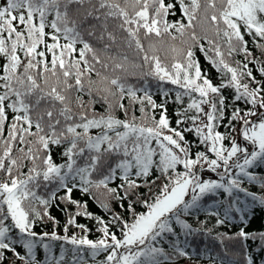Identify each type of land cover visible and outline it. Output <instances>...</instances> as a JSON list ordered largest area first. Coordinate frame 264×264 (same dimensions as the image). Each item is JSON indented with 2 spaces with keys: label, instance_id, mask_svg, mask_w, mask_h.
Wrapping results in <instances>:
<instances>
[{
  "label": "snow or ice",
  "instance_id": "obj_1",
  "mask_svg": "<svg viewBox=\"0 0 264 264\" xmlns=\"http://www.w3.org/2000/svg\"><path fill=\"white\" fill-rule=\"evenodd\" d=\"M177 5L181 17L172 22ZM197 52L219 83L202 70ZM129 68L175 86L181 105L175 126L166 102L127 83ZM258 165H264V0H0V264L6 252L38 264L33 250L45 238L71 244V264H88L85 252L94 264H180L192 259L187 238L197 233L232 243V258L219 264H256L250 249L264 253V231L245 230L246 209L234 208L233 197L244 193L264 206V196L243 186L246 178L264 189V176L250 172ZM205 172L218 179H204ZM218 191L227 201L223 216L208 212L213 228L182 218ZM74 192L108 219L89 212ZM57 200L68 212L65 235L38 234L37 221L54 220L48 209ZM233 211L239 230L214 233ZM80 216L95 221L97 239L88 238ZM70 228L81 234L69 236ZM13 230L26 256L16 251ZM48 264H67L64 252Z\"/></svg>",
  "mask_w": 264,
  "mask_h": 264
},
{
  "label": "trees",
  "instance_id": "obj_2",
  "mask_svg": "<svg viewBox=\"0 0 264 264\" xmlns=\"http://www.w3.org/2000/svg\"><path fill=\"white\" fill-rule=\"evenodd\" d=\"M181 17V13L179 11V6L177 5V10L174 16H169V20L172 22H175L179 20ZM246 39H249L247 36ZM249 47L252 48L251 42L249 43ZM115 52V49L113 50ZM127 51V54L129 56L130 62H136L139 63L138 58L136 57L135 53L133 51ZM255 51V50H254ZM161 58H164V53H160ZM256 55H259L258 52H256ZM197 56L200 60L202 70L204 72H207L214 80V83L220 82V76L216 72V70L208 63V61L205 59L202 53L197 52ZM235 59H243L242 56H237ZM249 67H252L254 69V74L257 75L259 78V73L256 72V67L254 65H249ZM140 69H133L129 68V75L127 77V83L130 85L135 86L137 89H139L138 95H143L144 90L147 89L149 94L152 95L153 99L156 101L157 104H162L166 102V107L168 109V114L170 119L173 122V126H175V112L178 108L181 107V105L175 103V92L177 89L175 86L171 84H158V82L152 78H141L140 76ZM132 73H135L133 75ZM167 90L169 91V96L167 98L164 97L163 92ZM229 90H225V95H228ZM87 99V97H85ZM125 103L127 104L128 101L126 100ZM185 103H187V98H185ZM243 107V104L240 105ZM136 115L139 117V105H136ZM231 110V106H229V111ZM160 111V109H157V113ZM228 121L225 119L223 122L224 125H227ZM220 132H226L227 129L225 126H221L218 128ZM188 139L190 141H193L195 143L196 138L193 134H188ZM228 144V141H225V145ZM59 150L53 147V155L54 158L57 159V162L59 161L58 156L56 153ZM195 147L193 148V152H195ZM250 172L257 176H264V165H258L254 166L252 169H250ZM204 179H218L215 173L211 172H205L203 175ZM159 183V181L157 182ZM243 186L247 188L250 192L255 193L257 196H264V189H262L259 186V183L257 182H249L247 179H244ZM156 189L154 188V191ZM140 191L147 195L148 190L147 188H141ZM222 191V190H221ZM41 194H43V189H41ZM62 195V193H60ZM73 198L79 199L82 202L86 201L88 204V211L91 212L93 215L101 216L108 219V216L104 213V211L89 197L82 195L79 192H74ZM238 200V203L235 201ZM227 201L226 194H221L220 191L217 193L207 194L204 196L200 201V207L197 209H192L191 215L187 217H182L183 219H186L189 223L193 225L194 228L200 227L199 221H206L208 228H213V225L215 224V217H210L208 215V212H219L221 216H223L224 213V205ZM234 201V208H243L246 209V218H247V227L246 231H264V206H261L258 202H253L251 197L246 196L244 193H236L233 197ZM127 206V202H125V207ZM65 205L60 204L57 200L53 203V205L48 209L49 214L54 218V220L50 221L45 219L44 221H37L35 228L33 229L38 234L42 235L45 232H48L51 234L52 232H55L58 235H65L63 229L66 225V221L68 219V212H66ZM116 211L120 212L123 211L115 204L113 205ZM137 211H143L142 206L137 205ZM69 211L74 212L75 209L71 206H68ZM232 216V220L228 222L226 225H222L219 228H216L214 230L215 232H226L229 235H232L236 233L239 228L242 226L241 221L239 219V213H235L234 211L230 213ZM77 222L80 224L87 225L91 231L87 233V236L89 239L95 240L99 237V233L96 231L95 227V221L89 220L83 216L76 217ZM178 227V226H177ZM80 235V229L78 228H70L68 235ZM11 238L16 241L14 247L16 248V251L19 252L20 255L26 256L27 250L23 248L22 243L20 242L21 236L18 233V231L13 230V232L10 234ZM186 238L182 235L180 236V243L181 246L184 245V240ZM188 246L186 247V250L189 252L190 256L192 257L191 260L181 258L180 264H219V260L223 259L225 261L231 259V250H232V243L230 241H225L224 245H220L219 241L212 242L208 236H205L203 233H197L194 237H188ZM43 244H48L50 246V250H46L43 247ZM251 244V242H249ZM167 246V245H165ZM227 247L229 249L230 254L228 256L224 255V249ZM72 248L73 246L71 244H67L63 240L55 241L51 240L49 238H45L44 240H37L36 241V247L34 248V253L36 256V260L38 264H48V261L51 260L52 257L58 258L61 255V252H64L65 259L67 261V264H71V261L73 259L72 256ZM252 251V254L254 255L256 259V264H264V253H260L255 250V245L252 246L250 249ZM209 256H211L213 259L210 260ZM85 259L88 260V264H94V262L91 260L90 256L85 252ZM97 261L103 259V254L96 258ZM2 264H22V262L18 259H16L15 255L10 252L5 253V260L2 262Z\"/></svg>",
  "mask_w": 264,
  "mask_h": 264
}]
</instances>
